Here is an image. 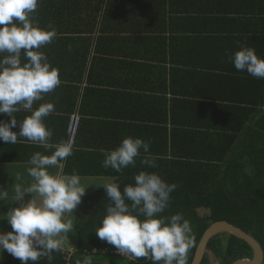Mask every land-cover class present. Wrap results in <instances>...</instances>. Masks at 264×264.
<instances>
[{"label": "crops", "instance_id": "obj_1", "mask_svg": "<svg viewBox=\"0 0 264 264\" xmlns=\"http://www.w3.org/2000/svg\"><path fill=\"white\" fill-rule=\"evenodd\" d=\"M33 15L41 28L50 31L51 24L57 31L53 42L40 51L59 69L61 80L53 92L34 103L33 111L43 103L55 105V111L44 118L53 144L68 142L71 117H81L73 154L61 162L63 168L49 167L48 171L79 175L85 196L112 180V169L103 167L106 157L101 150L111 152L125 138L135 137L125 131L129 128L121 131L116 126L147 125L152 132L138 133L135 138H150L154 139L152 146L159 144L165 132L170 138L175 129L177 99L202 103L214 99L210 103H216L217 98L235 97L217 86L220 78L235 79L248 73L235 68V53L250 47L264 60V0H38ZM64 20L72 21L71 26H64ZM6 55L0 53V62ZM22 59L27 62L23 54ZM191 75L214 79L194 86L187 83L192 82ZM132 94L139 98L138 104L125 103ZM146 99L151 101L146 104ZM140 101L145 102L140 105ZM31 114L25 110L14 113L18 126L12 131L19 134V124ZM134 117H148L149 123L135 122ZM10 121L11 117L0 114V123ZM202 129L187 132L207 131ZM52 151L22 136L15 144L0 139V234L13 231L7 220L12 209L26 205L32 195L42 203L38 194H26L17 201L15 188L20 185L26 190L35 183L28 173L31 157ZM76 209L63 218L65 223L72 222V231L56 237L64 252L76 251L72 247ZM2 253L0 248V258Z\"/></svg>", "mask_w": 264, "mask_h": 264}, {"label": "clouds", "instance_id": "obj_2", "mask_svg": "<svg viewBox=\"0 0 264 264\" xmlns=\"http://www.w3.org/2000/svg\"><path fill=\"white\" fill-rule=\"evenodd\" d=\"M38 0H0V53H6L0 62V114L11 117V121L0 123V139L15 144L19 137L37 143L52 151L51 155L36 152L30 159L29 175L33 183L26 190L20 185L15 188L20 201L26 194H38L26 205L8 213V223L13 231L0 234V248L6 250L22 264L39 261L42 257L53 260V251H60L62 241L56 239L61 233L71 232V221L63 222L65 213L72 214L86 195L79 175H52L49 167L63 168L65 161L73 154L71 141L53 144L52 131L44 118L55 111L52 103H43L33 111L34 103L44 99L60 84V72L48 62L40 49L49 45L57 36L53 25L44 30L35 22L34 13ZM23 57L27 62H24ZM238 71H247L256 78L264 79V60L258 58L255 49L242 47L234 55ZM21 110L31 112L22 124L19 134L12 131L18 126L14 113ZM143 148L149 152L150 144L142 139L125 138L122 144L111 152L101 150L106 157L103 167L122 172L128 166H135L136 158ZM143 164L156 167L154 158H145ZM135 186L128 185L123 192L118 183L105 185L112 205L107 207L102 227L96 235L100 240L115 246L120 254L137 259H151L163 264H188V253L194 246L190 221L183 214L169 218L160 217L170 201V194L176 184H167L158 174L140 172L135 176ZM7 196V191L4 192ZM131 201V207L126 203ZM143 216L145 219H139ZM76 264H93L90 255L76 260Z\"/></svg>", "mask_w": 264, "mask_h": 264}, {"label": "trees", "instance_id": "obj_3", "mask_svg": "<svg viewBox=\"0 0 264 264\" xmlns=\"http://www.w3.org/2000/svg\"><path fill=\"white\" fill-rule=\"evenodd\" d=\"M71 22L64 20L62 24L70 27ZM243 75L246 76L235 79L225 76L217 81L219 88L235 97L217 98L216 103H210L214 99L206 101L208 103L177 99L175 129L170 138L165 132L164 138L158 139L164 142L153 146L151 142L154 139L143 138L150 144L149 152L145 153L141 148L134 167L130 165L122 172L110 167V183H118L121 192L130 184L135 186L134 178L142 171L158 174L167 184L177 185L170 194L168 207L158 218L170 219L173 215L183 214L190 221L194 246L188 253V264H193L205 233L216 223L233 225L253 237L264 249V79L248 77L249 73ZM191 76L192 82L187 83L194 86L214 79L208 75ZM125 100V103L134 101L138 104L139 98L132 94ZM145 101L147 104L151 100ZM147 119L134 117L133 121L147 124ZM164 124L167 125L166 120ZM126 125L116 127L123 128L121 131L129 128L125 131H130L135 137L138 133L152 132V128L147 129V125ZM197 127L207 131L187 132L189 128ZM209 130L214 132L210 133ZM173 140L172 147H168V143ZM145 158H154L156 167L143 164ZM126 203L131 207V201ZM110 205L112 201L104 188L82 197L74 217L76 251H53L52 261L42 257L35 264H76V260L84 255L92 256L93 264H157L151 259H137L133 263L124 260L115 255L118 251L115 246L99 239L96 230L102 227ZM139 219L145 218L140 216ZM208 252L219 264H234L254 258L252 249L245 242L230 235H221L209 242L203 264H209ZM0 264L22 262L3 250Z\"/></svg>", "mask_w": 264, "mask_h": 264}, {"label": "water", "instance_id": "obj_4", "mask_svg": "<svg viewBox=\"0 0 264 264\" xmlns=\"http://www.w3.org/2000/svg\"><path fill=\"white\" fill-rule=\"evenodd\" d=\"M220 235H230L245 242L253 251V260H241L234 264H264V250L251 236L229 223H216L205 233L195 256L193 264H203L207 254L209 242Z\"/></svg>", "mask_w": 264, "mask_h": 264}, {"label": "built area", "instance_id": "obj_5", "mask_svg": "<svg viewBox=\"0 0 264 264\" xmlns=\"http://www.w3.org/2000/svg\"><path fill=\"white\" fill-rule=\"evenodd\" d=\"M80 126H81V117L78 115H73L70 119L68 131H67L68 136H69V141H71L73 143V147L76 144V141H77V138L79 135ZM71 255L72 254H70V257H71ZM115 255L118 257H121L124 260H128L131 263L137 261V258H135L131 255L124 256V255L120 254L119 251L115 252Z\"/></svg>", "mask_w": 264, "mask_h": 264}, {"label": "rangeland", "instance_id": "obj_6", "mask_svg": "<svg viewBox=\"0 0 264 264\" xmlns=\"http://www.w3.org/2000/svg\"><path fill=\"white\" fill-rule=\"evenodd\" d=\"M68 237L70 239V236H68ZM221 239L227 240L225 238H221ZM74 241H76V242L73 244L72 247L76 248V245H77V235L76 234H74ZM208 262H209V264H219L218 260H216L210 252H208Z\"/></svg>", "mask_w": 264, "mask_h": 264}, {"label": "flooded vegetation", "instance_id": "obj_7", "mask_svg": "<svg viewBox=\"0 0 264 264\" xmlns=\"http://www.w3.org/2000/svg\"><path fill=\"white\" fill-rule=\"evenodd\" d=\"M264 250V249H263ZM219 262V261H218Z\"/></svg>", "mask_w": 264, "mask_h": 264}]
</instances>
